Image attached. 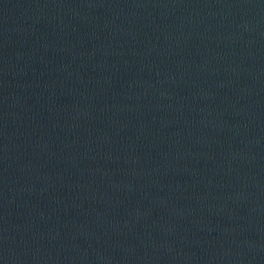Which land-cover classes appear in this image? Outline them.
I'll return each instance as SVG.
<instances>
[{
	"label": "water",
	"instance_id": "water-1",
	"mask_svg": "<svg viewBox=\"0 0 264 264\" xmlns=\"http://www.w3.org/2000/svg\"><path fill=\"white\" fill-rule=\"evenodd\" d=\"M0 264H264V0H0Z\"/></svg>",
	"mask_w": 264,
	"mask_h": 264
}]
</instances>
